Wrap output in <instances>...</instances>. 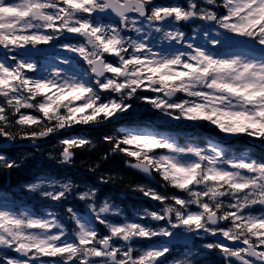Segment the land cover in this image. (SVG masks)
Here are the masks:
<instances>
[{"label": "snow or ice", "instance_id": "1", "mask_svg": "<svg viewBox=\"0 0 264 264\" xmlns=\"http://www.w3.org/2000/svg\"><path fill=\"white\" fill-rule=\"evenodd\" d=\"M197 20L189 37L182 25ZM42 46L71 55L41 65ZM0 50V147L119 119L134 99L166 119L264 142V0H0ZM119 131L104 137L112 153L180 194L137 185L160 207L132 218L85 191L89 215L68 207L71 228L55 211L0 206L3 264H192L170 259L181 236L207 240L201 249L224 264H264V158L182 146L150 128ZM59 143L70 164L91 141L73 134ZM0 163L17 166L3 151ZM27 187L54 205L76 191L71 181Z\"/></svg>", "mask_w": 264, "mask_h": 264}, {"label": "rangeland", "instance_id": "2", "mask_svg": "<svg viewBox=\"0 0 264 264\" xmlns=\"http://www.w3.org/2000/svg\"><path fill=\"white\" fill-rule=\"evenodd\" d=\"M208 125L209 126H213V125H211L210 123H208ZM223 135L225 136V137H227V138H230L231 136H226L224 133H223ZM41 179H43V178H40V179H38V180H41ZM37 180V181H38ZM37 181H34V182H32V183H36ZM61 182V181H60ZM32 183H29V184H32ZM29 184H26L25 185V187H24V189H25V195L27 196V197H35L33 200H38L37 198H45V197H43L42 195H40V192L39 191H36V192H33V191H30L29 189H28V187H27V185H29ZM81 187H83L84 188V190H82V191H78V194L79 193H82V192H85V191H89L90 189H89V187H85V186H81ZM76 188H77V186H76ZM78 196V195H77ZM42 201V200H41ZM141 211V213H142V211H143V209L142 210H140Z\"/></svg>", "mask_w": 264, "mask_h": 264}, {"label": "trees", "instance_id": "3", "mask_svg": "<svg viewBox=\"0 0 264 264\" xmlns=\"http://www.w3.org/2000/svg\"><path fill=\"white\" fill-rule=\"evenodd\" d=\"M13 131H18V129L14 128ZM107 145H108V143L105 141L104 146L107 147ZM104 153L107 154L108 151H105ZM102 157H103L102 155L98 156V154H95V156L92 157V162L98 163L99 159H102Z\"/></svg>", "mask_w": 264, "mask_h": 264}]
</instances>
